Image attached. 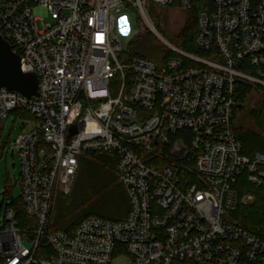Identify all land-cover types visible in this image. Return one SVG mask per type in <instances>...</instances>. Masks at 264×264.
<instances>
[{
  "label": "built area",
  "instance_id": "built-area-1",
  "mask_svg": "<svg viewBox=\"0 0 264 264\" xmlns=\"http://www.w3.org/2000/svg\"><path fill=\"white\" fill-rule=\"evenodd\" d=\"M124 8L168 45L164 62L127 58ZM157 8L196 11L199 53L158 32ZM0 35L39 78L30 98L0 87V138L11 114L22 121L12 148L30 221L6 209L0 264H112L123 253L129 264H264V234L233 216L256 199L239 193L242 178L264 189V153L244 154L235 130L239 85H264V0H0ZM90 152L117 155L128 216L53 229Z\"/></svg>",
  "mask_w": 264,
  "mask_h": 264
},
{
  "label": "trees",
  "instance_id": "trees-1",
  "mask_svg": "<svg viewBox=\"0 0 264 264\" xmlns=\"http://www.w3.org/2000/svg\"><path fill=\"white\" fill-rule=\"evenodd\" d=\"M186 14L188 19L179 36L178 46L185 51L199 53L200 50L195 44L198 27L196 11L190 10ZM158 23L156 20V26L159 27ZM149 39L150 32H144L133 39L126 51L127 58L142 56L159 63L164 62L170 56V52L161 57L162 46L144 42ZM251 72L255 74L256 70ZM117 81L118 79L115 80ZM253 90L249 84L239 85L235 112V130L242 143L243 153L248 156L258 152L264 153V91L258 100L254 101ZM23 116L31 117L26 111ZM118 161L115 153L90 152L81 155L71 193L57 199L53 229L72 233L81 221L90 215L113 221L126 219L130 210V200L126 188L119 179ZM237 188L241 194L254 193L256 199L249 205H238L233 213L234 218L246 227L264 234V189L248 184L244 178L240 180ZM12 189L13 185L7 178L6 199H13ZM8 207L15 210L20 227L23 228L30 222L25 214L22 197L13 200L11 204H6L5 210Z\"/></svg>",
  "mask_w": 264,
  "mask_h": 264
},
{
  "label": "rangeland",
  "instance_id": "rangeland-1",
  "mask_svg": "<svg viewBox=\"0 0 264 264\" xmlns=\"http://www.w3.org/2000/svg\"><path fill=\"white\" fill-rule=\"evenodd\" d=\"M155 13V14H154ZM156 15V17H155ZM150 16L157 28L158 32L169 42L178 46L179 36L183 32L188 14L184 11L170 8H157L153 12L151 10ZM119 25L116 29L117 34L120 36L123 45L128 50L129 44L138 35L144 34V32H150L151 39L144 41L147 44L156 43L162 46L161 57L166 56L167 52H170L168 45L153 32L146 21L141 17L135 15L132 10L126 8L119 14ZM126 17L127 22L124 18ZM156 20L159 21L156 26ZM52 21L51 17H45L43 21H38L37 25L39 29H43L46 22ZM128 26V29H127ZM143 42V43H144ZM172 53L170 52V55ZM157 62V61H156ZM159 63V62H157ZM253 87L254 101L263 94L264 85H254L252 83H246ZM22 121L17 119L14 114H11L6 119V127L1 131L0 138V227L4 224L5 217V205L11 204L13 200L19 199L22 193V181H21V165L20 156L17 151L13 150L14 141L18 135L22 132ZM7 178L10 179V183L13 185V199H6V185ZM130 257L127 254H117L112 264H129Z\"/></svg>",
  "mask_w": 264,
  "mask_h": 264
},
{
  "label": "water",
  "instance_id": "water-1",
  "mask_svg": "<svg viewBox=\"0 0 264 264\" xmlns=\"http://www.w3.org/2000/svg\"><path fill=\"white\" fill-rule=\"evenodd\" d=\"M38 85V75L22 71L20 56L0 35V87L19 91L30 98L38 95Z\"/></svg>",
  "mask_w": 264,
  "mask_h": 264
}]
</instances>
